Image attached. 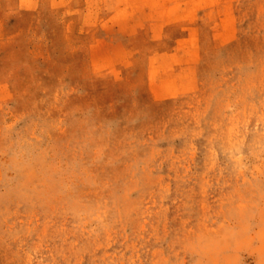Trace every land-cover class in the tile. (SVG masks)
I'll use <instances>...</instances> for the list:
<instances>
[{"label":"rangeland","instance_id":"rangeland-1","mask_svg":"<svg viewBox=\"0 0 264 264\" xmlns=\"http://www.w3.org/2000/svg\"><path fill=\"white\" fill-rule=\"evenodd\" d=\"M0 264H264V0H0Z\"/></svg>","mask_w":264,"mask_h":264}]
</instances>
